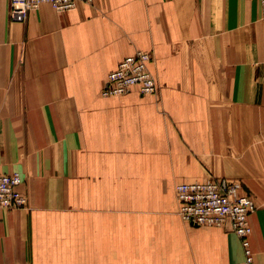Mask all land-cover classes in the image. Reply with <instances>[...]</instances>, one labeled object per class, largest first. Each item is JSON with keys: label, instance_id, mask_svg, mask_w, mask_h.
Returning a JSON list of instances; mask_svg holds the SVG:
<instances>
[{"label": "crops", "instance_id": "1", "mask_svg": "<svg viewBox=\"0 0 264 264\" xmlns=\"http://www.w3.org/2000/svg\"><path fill=\"white\" fill-rule=\"evenodd\" d=\"M0 0V173L28 199L0 209V264H235L238 236L178 214L175 185L243 184L264 264V25L260 0H93L25 21ZM151 54L158 90L104 97Z\"/></svg>", "mask_w": 264, "mask_h": 264}, {"label": "built area", "instance_id": "2", "mask_svg": "<svg viewBox=\"0 0 264 264\" xmlns=\"http://www.w3.org/2000/svg\"><path fill=\"white\" fill-rule=\"evenodd\" d=\"M9 14L14 21H25L29 13L42 3H49L57 12H65L78 4L93 0H9ZM264 25V0H260ZM151 54L137 50L120 60L110 71L101 90L104 97L122 95L133 86L143 94H153L158 89L154 73L149 68ZM20 173H0V209L24 208L28 199L20 190ZM175 196L180 217L192 224L220 226L234 232L241 243L243 258L235 264H256L250 244L249 214L257 205L254 199L241 191L238 182L226 177L209 176L199 181L175 185Z\"/></svg>", "mask_w": 264, "mask_h": 264}, {"label": "rangeland", "instance_id": "3", "mask_svg": "<svg viewBox=\"0 0 264 264\" xmlns=\"http://www.w3.org/2000/svg\"><path fill=\"white\" fill-rule=\"evenodd\" d=\"M154 75H155V74H154ZM155 77H156V76H155ZM156 81H157V79H156ZM157 84H158V82H157ZM133 87H137V86H133ZM133 87H132V88H133ZM158 87H159V85H158ZM132 88H131V89H132ZM137 88H138V87H137ZM131 89H130V90H131ZM101 90H102V89H101ZM130 90H129V91H130ZM157 90H158V89H157ZM129 91H128V92H129ZM138 91H139V89H138ZM139 92H140V91H139ZM156 92H157V91H156ZM156 92H155V93H156ZM126 93H127V92H126ZM126 93H124V94H126ZM140 93H141V92H140ZM155 93H153V94H155ZM124 94H122V95H124ZM141 94H143V93H141ZM117 96H120V95H117ZM233 181H236V180H233ZM236 182H238V181H236ZM238 183H239V185H240V188L242 189L243 184H241L240 182H238ZM246 194H249V193H246ZM249 195H250V194H249Z\"/></svg>", "mask_w": 264, "mask_h": 264}, {"label": "bare ground", "instance_id": "4", "mask_svg": "<svg viewBox=\"0 0 264 264\" xmlns=\"http://www.w3.org/2000/svg\"><path fill=\"white\" fill-rule=\"evenodd\" d=\"M251 196V195H250Z\"/></svg>", "mask_w": 264, "mask_h": 264}]
</instances>
